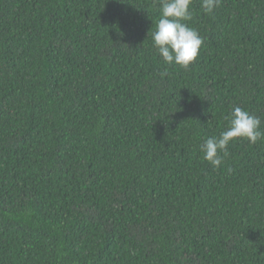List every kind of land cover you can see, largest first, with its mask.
<instances>
[{
    "label": "trees",
    "instance_id": "16d2710c",
    "mask_svg": "<svg viewBox=\"0 0 264 264\" xmlns=\"http://www.w3.org/2000/svg\"><path fill=\"white\" fill-rule=\"evenodd\" d=\"M188 67L158 0H0V264H264V0H192ZM161 73H164L162 76Z\"/></svg>",
    "mask_w": 264,
    "mask_h": 264
},
{
    "label": "clouds",
    "instance_id": "9594fccd",
    "mask_svg": "<svg viewBox=\"0 0 264 264\" xmlns=\"http://www.w3.org/2000/svg\"><path fill=\"white\" fill-rule=\"evenodd\" d=\"M221 0H201L204 12L211 14ZM160 18L151 32L153 46L162 60L182 68H188L198 57L203 38L198 31L188 25L192 19V0H158ZM163 76L164 73H161ZM227 126L219 136L209 137L200 145L203 157L214 168H219L228 155L230 142L242 138L250 144L264 139L261 120L249 111L234 106L225 117Z\"/></svg>",
    "mask_w": 264,
    "mask_h": 264
}]
</instances>
